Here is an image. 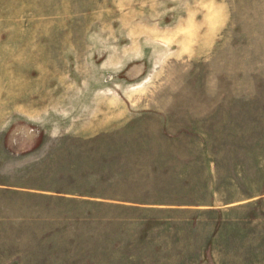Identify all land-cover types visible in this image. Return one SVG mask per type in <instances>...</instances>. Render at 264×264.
<instances>
[{
    "label": "rangeland",
    "instance_id": "obj_1",
    "mask_svg": "<svg viewBox=\"0 0 264 264\" xmlns=\"http://www.w3.org/2000/svg\"><path fill=\"white\" fill-rule=\"evenodd\" d=\"M0 264H264V0H0Z\"/></svg>",
    "mask_w": 264,
    "mask_h": 264
},
{
    "label": "crops",
    "instance_id": "obj_2",
    "mask_svg": "<svg viewBox=\"0 0 264 264\" xmlns=\"http://www.w3.org/2000/svg\"><path fill=\"white\" fill-rule=\"evenodd\" d=\"M40 158H41V156H38V157H36L35 159L38 160V159H40ZM34 190L37 191V192L39 191V190H37V189H34ZM34 190H33V192H35ZM40 191L43 192L44 190H40Z\"/></svg>",
    "mask_w": 264,
    "mask_h": 264
}]
</instances>
